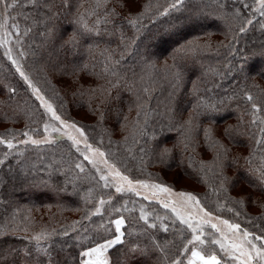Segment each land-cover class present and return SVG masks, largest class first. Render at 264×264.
<instances>
[{"label":"trees","instance_id":"obj_1","mask_svg":"<svg viewBox=\"0 0 264 264\" xmlns=\"http://www.w3.org/2000/svg\"><path fill=\"white\" fill-rule=\"evenodd\" d=\"M54 2L56 18L28 0L5 6L30 48L29 68L57 97L58 113L83 128L131 180L170 184L253 238L264 235V192L248 183L264 166V143H258L264 141V9L258 0H185L175 9L168 7L176 0H136L134 12L125 0L99 6L70 0V9ZM93 10L97 15H87ZM81 13L99 32L79 34L72 52L64 41ZM97 17L108 22L94 24ZM178 20L190 22L164 32L163 25ZM154 35L155 44L141 48ZM44 123L43 108L0 49V136L16 142L12 149L0 145V228L8 233L0 238V264H65L67 257L78 264L80 252L114 238V221L121 218L125 241L147 249L146 264L186 258L190 251L180 253L190 229L157 202L105 188L70 141L18 143L28 138L23 132L40 137ZM176 170L193 186L166 178ZM41 233L48 237L40 241L47 255L32 240ZM153 242L162 250L153 252ZM203 248L221 264H236L209 241ZM125 251L119 245L107 255L123 264Z\"/></svg>","mask_w":264,"mask_h":264},{"label":"snow or ice","instance_id":"obj_2","mask_svg":"<svg viewBox=\"0 0 264 264\" xmlns=\"http://www.w3.org/2000/svg\"><path fill=\"white\" fill-rule=\"evenodd\" d=\"M6 0H0V4H4ZM101 0H97V6H99ZM106 3L107 0H104ZM131 2L135 3L136 0H131ZM185 0H176V3L172 4V8L175 9L177 7V3L183 4ZM15 3V0H13V4L8 5V7H12ZM28 3L32 4L34 7L38 9L42 8H49V15L50 18H56L57 12H53L51 9L55 8V2L54 0H28ZM128 0H125V4L127 5ZM261 9H264V0H259ZM62 9H70L72 7L70 0H61V4L59 5ZM167 14V11L164 13ZM87 15H97L95 10H93L90 13H87ZM261 15H264V11H261ZM108 21L105 19L101 21L98 17L95 20L94 24H100V23H107ZM7 21L4 22V24H0V27H5ZM249 24L252 23L251 20L248 21ZM75 24L78 26L75 30H73L72 34L69 36V38L64 41V44L67 46L69 51L74 52L76 47L79 44V34L83 33H92L94 31L99 32V29L95 27H90L88 24L87 19L85 18V13H81L78 17V19L75 21ZM241 31H245L244 28L240 29ZM27 34V33H25ZM179 50V49H177ZM23 55V53H21ZM11 59V57H9ZM119 61H117L118 63ZM13 64H17L16 60H12ZM86 67V66H85ZM107 70V69H106ZM17 71L19 72L22 79L31 87L33 94L35 95L36 99L41 102V105L45 109L47 113L50 114L51 120L58 121L60 125L67 129H74L81 137H83L85 142V149L87 151H90L92 153L93 157H100L102 162L107 166V175H101L100 179L105 182V187H115V191L117 193H123L124 191L129 192H136V185L139 184L142 188H153L157 189L160 192L164 193H171V189L167 186H163L160 184H153L148 185L144 183L143 181H137L136 183H133L132 180L128 178L126 175H122L120 170L115 167L114 164H109L105 157V153L100 151L98 148L93 149L90 144L87 143V137L84 134V131L82 128L77 127L75 123H68L65 120L61 119V116L57 114V111L54 109L52 103H50L45 97L41 94V91L39 88H37L32 81L29 79V77L21 71L20 67H17ZM14 91V90H13ZM249 100H252L251 96L247 97ZM49 128H51V132H57L60 133V128H57L55 125L50 124H44V131L48 132ZM61 136L67 135L68 139L72 141V144L74 146H78L80 144V140H78L75 136L71 135L69 132H63L60 133ZM22 135L28 137L27 140L21 141V143H31L33 145H40L42 143L45 144H53L56 143V139L49 134L46 136L43 140H37L33 139L28 132H23ZM15 138V135L13 136ZM258 143H264V141H260ZM6 144L9 149H12L15 147V145L12 143V140H6L3 136H0V145ZM77 151H80V149L77 147ZM168 150L165 149V152ZM81 154L84 157V160L88 161L90 164L93 165V167H97L98 161L94 158H90L88 155L81 152ZM7 156V154H5ZM4 163L3 160H0V165ZM76 168L80 169L81 172L84 171V166L81 163H77L75 165ZM100 170L99 168L97 169ZM259 175L256 176L255 182L252 180H249L248 183L251 184L253 187H258V190L261 192H264V166H262L259 170ZM112 177L114 180L117 181V183H114L112 185H109V177ZM127 185V188L124 187V185ZM139 195V193H136ZM179 197L182 198V201L184 204H194L198 209L199 212L203 213L204 217H209L210 213L205 211L203 207H200V201L197 199V197L191 193H185V192H179L177 193ZM147 199V197H145ZM105 203V201L101 200L100 204L101 206ZM237 203H243V201H237ZM165 208L170 207L169 203H164L163 205ZM231 211V209H229ZM100 209L97 208L96 212L99 213ZM171 211L175 214L176 218L184 225L187 226L188 229H191L192 237L190 240L187 241V244L183 246V249L181 251V255H184L190 251V257L187 258V264H221V258H218V256L207 249L203 248V245L205 244V240L201 237L204 235L202 223L206 224L209 223L208 220H203L202 223L193 224L191 222V217H185V215L182 214V211L178 207H171ZM236 215H240L239 212L236 213ZM140 219L144 220L145 223H148L147 216L141 212ZM125 221L123 218L116 219L114 221L115 224V233L113 239H108L104 243L97 244L95 247H90L85 251H82L78 254L80 257H84L86 259L79 260L78 264H112V261L110 260L109 256L107 255L108 251L110 249L115 248L116 246L123 245L126 248V251L124 252V261L123 264H146V261L149 259V253L146 248H141L135 241L132 243H128L125 241V231H122V226L124 225ZM175 223V221H173ZM220 224L227 227V229L232 232L233 234L239 233L241 231V226L239 224H232L229 223L228 220H222L220 221ZM148 227L150 228H156L157 226L155 224H148ZM162 228L165 232L168 231L167 225H162ZM211 228L215 229L217 233H220V238H213L210 240V244L218 245L219 250L223 253H225L230 259L234 261H238L239 264H253L254 261H260L262 264H264V243L261 244V246H257L256 243H254L253 239L250 237L253 236L252 233H250L247 230L242 231V236H236L230 243L228 242L227 235L221 230L220 227L217 226V224H211ZM8 234L5 228H0V238H3L4 235ZM64 235H68L67 232L64 233ZM131 235V233H129ZM47 235L45 233H41L39 235L33 236L32 240L36 241V247L39 251L45 253L47 255V249L41 247L40 241L42 239H47ZM151 240L152 238L149 237ZM257 241L264 242V235H256L254 237ZM191 245V248L188 246ZM153 252L157 249H161V245L158 243H151L149 245ZM162 250V249H161ZM119 251V249H117ZM207 253V254H206ZM30 253L26 252L25 255H29ZM71 259V257H67L65 259V264H68V261ZM171 264H183V262L180 259H173Z\"/></svg>","mask_w":264,"mask_h":264},{"label":"rangeland","instance_id":"obj_3","mask_svg":"<svg viewBox=\"0 0 264 264\" xmlns=\"http://www.w3.org/2000/svg\"><path fill=\"white\" fill-rule=\"evenodd\" d=\"M174 3H176V2H174ZM257 3H258L257 7L258 8L261 7L260 3H259V0H258ZM172 4L168 7V9H172ZM180 5L181 4L177 3V7H180ZM138 7H139V4H137L136 2L133 3V2H131V0H128L127 5L124 3V8L130 9L132 12L136 11L138 9ZM8 11H9V9L5 6V3L4 4H0V24H4V22L7 21L5 27H0V49H1L2 53H3V55L5 56V58L10 62V64L13 65V67L16 69V71H17V67L19 66L21 71H23L29 77V79L32 81V83L37 88L40 89L41 94L45 97V99H47L50 103H52L54 109L57 111V109H56V107L54 105V102L56 101L57 97L55 96L53 90L49 89L47 84H45L44 82H42L39 79V77L31 70V67L29 68L30 65H28V63H30V58H31L30 48L25 43L23 35L22 34L20 35L21 32H20L18 26H16V24L13 23V21H12L13 19L9 18L10 14H9ZM189 22H190L189 20H182V21L178 20V21H174L173 24H171V25H168V24L163 25L162 28H164V32L167 33V32H169V30L171 28L172 29L181 28V25H187ZM166 33H161V36H163ZM166 35H168V34H166ZM155 39H156L155 35L152 36L151 38L145 39L141 43V48L142 47H146V46H148L150 44H155L154 43ZM141 52L142 51L140 50V54H141ZM21 53H23V55H21ZM140 54L139 55L136 54V56L139 57ZM9 57H11V59ZM140 58H141V56H140ZM12 60H16L17 64H13ZM258 65H260V63L257 64V66ZM256 69H257V67H256ZM186 73H188V70H187ZM18 74H19V72H18ZM23 82L25 83L27 88L30 90V92L32 93L33 97L38 102V104L43 108V106L41 105V102L39 100H37L35 95L33 94L31 87H29V85L24 80H23ZM43 111H44V118H45V123L44 124L47 123V124H50V125H55L57 128H60V133L69 132L71 135L75 136L78 140H80V144L78 146H74L72 144L75 147L74 149L77 151V147H78L80 149V151H77V152H79L80 154H81V152H83L84 154L88 155L90 158H94V159H96L98 161L97 167H93L92 164H90L88 161L85 160L89 165H91L95 169V171L97 172L99 177L101 175H107V172H108L107 166L102 162L100 157H98V156L93 157L92 153L85 149V142H84L83 137H81L79 135V133H77L74 129H67V128L63 127L62 125H60V123L58 121L51 120L50 114L47 113L44 108H43ZM57 114L60 115L58 113V111H57ZM61 119L65 120L62 116H61ZM65 121L68 122V123H72V122H69L67 120H65ZM77 127H80V126L77 125ZM83 131H84L85 136L87 137V143L90 144L93 149H97L98 148L100 151L104 152L99 146L94 145L93 143H91V141L89 139V136H88V133L84 129H83ZM41 132H42V134H41L40 137L33 138V139L43 140L46 136L51 134V136L53 138H55L56 141L64 139V140H68V141H70L72 143V141L68 139L67 135L61 136L60 133L51 132V128H49L48 132H45L44 131V125H43V131H41ZM27 139L28 138H26L24 140H27ZM21 141H23V140H20L18 143H21ZM12 143L15 144L16 142H12ZM23 144L24 143H21L20 145H23ZM82 157H83V155H82ZM83 159H84V157H83ZM104 159H106L109 164H114L112 161H110L107 158L106 155H105ZM98 168L100 169L99 171L97 170ZM121 174L124 175L122 172H121ZM176 175H178V177L175 178ZM165 176L170 181H173V183L177 187H185V186L191 187V186H193L191 183L187 182L186 179L181 174H179V171H177V170L175 172H173L172 174H165ZM108 182H109V185L117 183V181L114 180L111 176L109 177V181ZM136 182L137 181H133V183H136ZM143 182L148 184V185L160 184L158 182H151V181H143ZM101 183H102L103 186L105 185V182L103 180H101ZM160 185L169 187L171 189V193L160 192L159 190L153 189L151 187L142 188V187L139 186V184L136 185V192L124 191L123 193H117L115 191V187H111V186H109V187H105L104 186V187L107 188L108 190H110L109 188L111 187L115 194H131V195L136 196L138 198H142L145 201L157 202L163 208H165L163 206L164 203H169L170 207L165 208V209L167 210V216L171 217V218H172V216H174L175 219H177L175 214L171 211V207L175 206V207L180 208V210L182 211V214L185 215V217H191L192 218L191 222L194 225L197 224V223H202V218H203V220H208L209 223H206V224L202 223V228H203L204 235L201 238L205 240V243H206V241L210 242V240L213 239V238H220V233H217L215 231V229H212L211 228V224H217V226L221 228V230L227 235L229 243L236 236H242V231H240L239 233L233 234L232 232H230L227 229L226 226L220 224V221L225 220L224 218H221L219 216L213 215L211 213H210L209 217H204L203 213L199 212V209L194 204H184L183 201H182V198L179 197L177 195V193H179V192L187 193L186 191H182V190H178V189H175V188H171L170 184H168V185L167 184H160ZM124 187L127 188V185L125 184ZM136 193H139V195H137ZM145 197H147V199H145ZM200 207H203L201 202H200ZM204 210L207 211L205 208H204ZM114 226H115V224H114ZM190 231H191V229H190ZM250 238L253 239L254 243H256L257 246H261L259 241L255 240L253 237H250ZM214 247L219 250V246L218 245H214ZM221 253L224 254V256H227L225 253H223V252H221ZM188 257H190V252L186 255V258L182 261L183 264H187V258ZM84 259H86V258H84ZM235 262H236V264H239L238 261H235ZM253 264H262V262L254 261Z\"/></svg>","mask_w":264,"mask_h":264}]
</instances>
